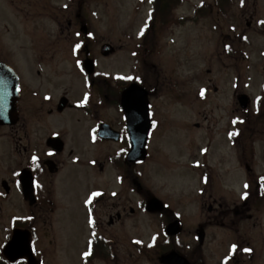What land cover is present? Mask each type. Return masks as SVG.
<instances>
[{
	"label": "rangeland",
	"instance_id": "1",
	"mask_svg": "<svg viewBox=\"0 0 264 264\" xmlns=\"http://www.w3.org/2000/svg\"><path fill=\"white\" fill-rule=\"evenodd\" d=\"M48 1L0 0V56L5 53L18 64L21 59L19 42L36 45L52 41L44 34V29L52 25L56 26V23H52L41 11V4L46 5ZM150 2L151 0H88L86 7L82 6L79 13H84L87 17L88 31L95 37V51H99L101 42H108L120 48L108 57L97 55L96 70L107 74L108 79H112L114 74L124 72L144 79L151 75L147 83L155 86L151 99L154 112L152 111L151 117L156 127L148 144L149 156L135 169L141 171V181L153 195L167 202L171 209L178 211L182 217L194 223L199 212L196 192L200 184L196 172L191 167L193 144L196 142L202 146L205 142L206 129L212 133L216 128H222L223 122H227L229 117H238L239 114L233 111L227 117L223 109V106L226 108L227 105L232 107L235 86L240 91L249 93L250 97L254 98V104L257 94L261 92L260 85L264 78L262 72L264 33L260 32L256 19L264 18V0H184L177 9L178 14L183 17L182 24L166 31L160 42V54L155 60L160 71L158 82L152 75L154 70L148 71L146 67H143L142 62L147 61V58L130 55V51L136 48L139 39L137 34L143 27ZM50 3L54 5V13L59 15L66 14L71 5L75 12L79 9L78 0L74 2L73 0H50ZM67 3L69 9L62 10L61 6ZM201 3L203 6L198 8V18L192 19L193 9ZM33 4H36L35 7ZM249 15H254L252 21ZM249 21H251L250 26L246 24ZM57 35V29H55L54 42L57 41ZM167 35L169 40H166ZM242 35L246 37V42L240 39ZM70 36L72 38L61 42L68 43L70 40L78 39L73 33ZM223 43L235 53L223 54ZM25 52L31 55V62L28 64L30 70L35 65L36 52L33 50H25ZM244 52L248 59L243 62L240 58ZM236 57H238L237 65L233 66L232 59ZM62 67V64L58 66L60 69ZM64 69L66 76L61 74L57 77L58 71L55 70V79H67L71 89L67 90L66 95L77 99L76 92L81 95L79 87H82V82L72 58L69 69L66 67ZM236 76L238 80L235 79ZM28 80V75L23 76L25 83ZM204 85L210 89L207 93L208 99L203 102L199 100V110L202 113L196 115V105L193 104L197 103L196 91L198 87ZM214 87L217 93L213 92ZM59 93L61 91L55 94ZM183 94L185 95L180 101L179 96ZM103 114L110 120H116V116H112L110 111ZM194 122H199L204 130L193 129ZM27 123L28 119L20 125L21 131L25 130ZM213 135L215 136L213 147L228 152V145L224 144V138L216 133ZM217 143H219L218 146ZM10 146L5 131L0 129V178L12 175L20 165L17 159L6 161L1 156L2 153H8ZM114 148L113 145L91 146L88 143L86 159L82 162V166L72 162V157L67 159L68 169L62 174L67 172L69 179H59L62 174L59 175V178L55 179V187L50 189L49 193L53 208L57 207L52 220L45 219V215L42 216L46 212L28 207L21 199L17 187H13L8 194L0 196V250L9 238L8 234L13 221L36 214L38 218L34 224L36 233L34 248L43 258V264H83L82 252L85 241L79 240L77 243H72L70 239H67L70 235H77L82 230L76 227L69 234L65 224H75L70 214L73 212L86 230L81 203L87 192L94 187H102L108 191L114 189L119 195L125 196L126 191L121 190L120 186L126 181L117 184L114 177H110V174H115L111 168L100 175L95 172V168L89 161L92 156L112 151ZM255 148L256 154L259 153L255 168L257 172L264 175V138L257 142ZM216 153L217 150H215L214 159H210V162L216 163ZM223 169L222 174L226 184L229 187L233 186L236 190L233 198L235 200L243 185V178L239 177L241 172H238L232 152L227 153ZM71 181H74L72 183L78 187L77 189L75 185L69 186ZM77 191L82 192V195L81 198L78 197L80 204L74 209L73 203L70 205L68 201L73 202L72 198ZM0 192H3L1 187ZM164 196L165 199H162ZM139 199L140 197L136 194L129 196L133 207H136ZM252 217L260 223L258 228L262 238L250 242V247L253 253L257 252L259 255V264H264V210L256 211ZM132 219L125 222V228L131 234L140 233L146 238L159 230L160 218L156 215L140 213ZM251 222L249 221L248 224ZM183 226L184 229H188L191 225L183 221ZM220 234L219 240L207 241L204 247L211 263L218 262L224 257L228 244L233 241L229 239V232L223 230ZM70 246L72 249L69 248ZM256 262L258 263V259Z\"/></svg>",
	"mask_w": 264,
	"mask_h": 264
},
{
	"label": "flooded vegetation",
	"instance_id": "2",
	"mask_svg": "<svg viewBox=\"0 0 264 264\" xmlns=\"http://www.w3.org/2000/svg\"><path fill=\"white\" fill-rule=\"evenodd\" d=\"M87 1L78 0L79 9L76 10L77 12L72 8V5L69 9L68 3L63 4L62 10L69 9L63 15L54 13V5L50 3V0L46 5L41 4V11L52 23H56V26L52 25L44 29V34L52 41L41 42L36 45L33 43L26 45L19 42L18 49L21 59L18 64L13 62L5 53L0 56V62L12 67L16 73L12 76L6 71L4 74L0 72V94L6 92L7 81L11 83V85L9 84L11 93L17 88V94L11 96L10 99H5L3 103L6 107L14 105L18 114V121L15 125L0 126V129L5 131L11 144V151H13L1 155L6 157L17 156L21 163L24 162L20 167L32 169L43 184L40 188L41 192L45 190V185L52 183L54 176L47 173L44 165L46 160H52L59 172L65 165L66 158L78 156L76 161H83L82 147L89 122L94 123L92 127L95 128L104 120L109 123L120 134L119 141L114 143L116 145H121L126 140V129L123 128L124 117L120 114L117 106L118 93L126 84L124 80L117 79L110 83L101 73L81 74L82 87H79L81 95L76 92L77 99H73L66 95L68 94L67 90L71 89L68 86L69 81L67 79H55V70L58 71L57 77L61 74L66 76L64 67L69 69L72 57L81 62L88 57L94 62L99 53V51L94 50V37L88 32L87 17L84 13H79L83 8L82 6L86 7ZM162 4L163 7L167 8L172 6V3H165V1L159 3V5ZM35 5L33 4V7ZM160 10L165 13L163 8ZM25 13L28 12L25 11ZM170 14L169 19L165 15L162 16L161 24L156 20L151 25L152 31H158L160 25L164 31L174 29L177 21L180 20V15L177 10L173 9H170ZM249 17L252 21L254 15H249ZM251 21L246 24L250 26ZM258 21V28L264 33V18ZM55 29H57L58 35L57 41L54 42ZM72 33L78 39L70 40L68 43L61 42L72 38L70 36ZM75 45H79V49L75 48ZM25 50L36 52L35 65L30 70L28 64L31 62V55ZM119 50L120 48L115 47V53ZM60 64L63 66L61 69L58 68ZM25 75L29 77L27 83L23 81ZM142 79L148 87H151L146 78ZM57 91H61V93L55 94ZM84 95H86L84 100L79 102ZM63 98H66V101H63ZM259 103L258 123L255 130L257 139H254L253 133L247 127L246 119L242 117L237 126L229 123L234 127L233 139H226L228 130L222 127L216 128L212 133L204 132L206 140L203 147L194 143V172H196L200 182L196 192L199 216L197 215L194 223L185 220L191 225L188 229L180 226L178 234H166L165 226L175 219L176 213L170 209H165L160 213L159 242L157 245L149 244L152 235L145 238L140 233L131 234L125 228L126 221L133 220V216L145 212L141 201H138L136 207L130 203L129 196L136 194L131 186L128 184L120 186L121 190L126 191L125 196L119 195L114 189L108 191L105 188H98L99 195L94 200L91 196L90 200L84 202L82 207V218L85 221L86 230H82L81 235H85V240L88 241L86 252L90 253L86 260L91 261L90 264H162L160 256L170 250H175L189 264H256L253 253L244 251V249L251 248L250 242L262 238L259 229L260 223L252 217L256 212L253 204V196L256 192L252 189L249 198L245 197L244 192H242L233 201L231 190L229 188L225 190V187L216 180L213 181L214 177L218 178V172H215L209 158L213 155V150L211 151L214 141L213 133H216L223 136L228 145L233 142L229 149L235 155L239 167L243 170L248 168L249 171L246 172V175H250V179L255 176L256 173L253 171V165L257 158L255 144L264 138V97L260 96ZM235 110L240 112L236 107ZM108 111L112 113V116H116V120H110L107 116L103 119V113ZM26 119H28V123L25 130L21 131L20 125ZM195 126L197 129L200 128L198 123H195ZM53 128L56 130L53 131ZM53 136H58L62 140L63 148L61 150H54L50 146H46L47 138ZM249 140L253 146L251 151L245 147ZM32 156H36V160L33 162L31 161ZM224 157V154H220L219 165L223 163ZM107 158L100 161V171H103L104 167L112 166ZM199 158L200 164L197 162ZM113 160L117 161L118 155L113 156ZM132 179V168H127L126 183ZM5 180L9 186L13 187L14 177L10 175ZM114 181L118 183L117 172L114 175ZM46 192L48 193L49 190ZM115 199L117 200L114 201ZM41 203L38 204V208L45 209L49 207L50 202L42 201ZM71 219L74 220L73 217ZM249 221L252 222L248 224ZM223 230L229 232V239L233 240L227 246L226 255L218 262L211 263L207 257L202 259L197 246L198 232L203 231L204 241L211 242L219 240ZM232 245H236L235 250L232 249ZM143 246L144 248H142ZM150 246H157L154 253Z\"/></svg>",
	"mask_w": 264,
	"mask_h": 264
},
{
	"label": "water",
	"instance_id": "3",
	"mask_svg": "<svg viewBox=\"0 0 264 264\" xmlns=\"http://www.w3.org/2000/svg\"><path fill=\"white\" fill-rule=\"evenodd\" d=\"M106 50L107 47H104V51ZM241 98H244L242 106H247L248 103H244L247 102L246 96H242ZM121 103L126 114H128L130 117V135L132 139V147L129 151L128 159H142L145 155V145L150 127V121L147 113L146 93L136 84H132L123 92ZM31 187L32 185L30 180V182L26 184V187H24L25 196L31 195ZM160 208L161 205L156 200H152L148 205V209L150 210H157ZM4 253L11 261H14L19 257H27L29 260L28 264H36L30 253L27 232L18 230L14 231L12 240L6 246Z\"/></svg>",
	"mask_w": 264,
	"mask_h": 264
},
{
	"label": "snow or ice",
	"instance_id": "4",
	"mask_svg": "<svg viewBox=\"0 0 264 264\" xmlns=\"http://www.w3.org/2000/svg\"><path fill=\"white\" fill-rule=\"evenodd\" d=\"M77 47H79V45H77ZM129 79H130V77H129ZM200 94L203 95V90H201ZM261 179L264 180V177H262ZM244 187L247 188L248 185L245 184ZM93 195H99V194L98 193H94ZM245 196H246V194H245ZM232 249L235 250L236 249V245H232ZM244 251H250V250L249 249H244ZM84 255L87 257V256L90 255V253L89 252H85Z\"/></svg>",
	"mask_w": 264,
	"mask_h": 264
}]
</instances>
